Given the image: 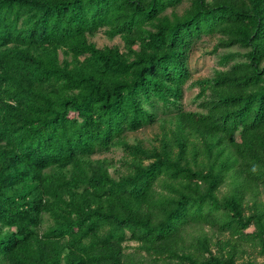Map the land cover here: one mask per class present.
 Masks as SVG:
<instances>
[{
    "label": "trees",
    "instance_id": "trees-1",
    "mask_svg": "<svg viewBox=\"0 0 264 264\" xmlns=\"http://www.w3.org/2000/svg\"><path fill=\"white\" fill-rule=\"evenodd\" d=\"M263 194L264 0H0V264H264Z\"/></svg>",
    "mask_w": 264,
    "mask_h": 264
},
{
    "label": "rangeland",
    "instance_id": "rangeland-1",
    "mask_svg": "<svg viewBox=\"0 0 264 264\" xmlns=\"http://www.w3.org/2000/svg\"><path fill=\"white\" fill-rule=\"evenodd\" d=\"M189 2L184 1L177 9H175L176 13L181 14L188 7ZM172 10H168L170 13ZM89 41L94 43L98 48L103 47H114L118 46L122 51L125 50L124 43L122 39L117 36L115 38H109L104 29H101L98 33L93 36H89ZM218 43L217 37H204L202 41L197 45L194 51L190 55V67L193 73L192 79L188 82L185 92V97L183 100V105L188 111H201L199 108L198 100H196V96L199 93L200 88L198 86H193L191 83L209 78L214 76L215 72L222 69L220 64V57L224 53L230 51L240 50L237 47L233 48H219L217 51L214 50V47ZM242 51V50H241ZM60 58H67L71 60V56L65 55L64 52L60 51ZM170 118H161L158 122L146 126L145 128L137 131L130 132L126 135V139L131 143L142 142L145 146L150 147L152 144L157 145L158 140L165 134L169 133L171 127H173ZM167 120V121H166ZM93 159H106L110 165L109 170L112 176L117 177L120 173H125V166L122 162L125 160V156L123 151L120 148L113 149L112 151L104 154H97L93 156ZM231 185L229 181L227 184L222 187V192H227L230 189ZM262 199L264 200V194L262 195ZM249 229L248 231H251ZM205 231L211 233V229L206 227ZM130 247H136V243L129 242L126 243ZM133 248H129L128 252H132ZM245 259V258H244Z\"/></svg>",
    "mask_w": 264,
    "mask_h": 264
}]
</instances>
